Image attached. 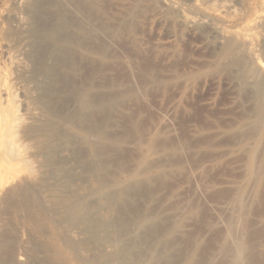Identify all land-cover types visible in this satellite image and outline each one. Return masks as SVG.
Listing matches in <instances>:
<instances>
[{"label":"bare ground","instance_id":"1","mask_svg":"<svg viewBox=\"0 0 264 264\" xmlns=\"http://www.w3.org/2000/svg\"><path fill=\"white\" fill-rule=\"evenodd\" d=\"M8 1H11L14 5V13H12V10L10 13L13 14V18L15 19L18 14L16 8L19 7L23 1L25 2V0ZM8 1L7 3L9 4ZM65 1L73 4L78 10L88 9L93 11L95 9L92 0ZM104 1L102 8L105 9L106 5L104 6V4L106 2L104 3ZM137 1L138 0H136V2ZM176 1L177 0H157L154 2L160 3L162 7H166L172 12H177L181 22L189 25L190 23H194L193 19L189 17L190 15L187 16L185 13L186 10L184 12V9L179 6ZM191 1L190 9L196 16L199 15L209 20L208 24L212 26V29L218 30L219 28L215 23L218 19L214 14L216 10L215 7V10L211 12L208 11L210 6L207 8L199 4L196 0L193 2ZM54 2L56 1L26 0L24 8H26L25 13L28 14L25 15H29L28 17H30V20L28 23L23 22V15L22 19H16L19 31H13L11 33V36L16 38L22 37L20 36L22 33L20 31L27 34V42H25L29 49L25 55L30 63V65H28L29 67H26L27 64L25 62L26 66L16 60V58L11 59V65L15 71L19 73L20 78L23 80L22 82H26V84L27 82H32L34 84L35 87L33 89H35V91H30L29 89L21 87L22 98L25 100L23 113L21 110L20 112L22 114L18 115L19 112L17 113L16 111L17 106L15 110L14 105L10 103L6 106V111L3 110L4 114L0 119V264H161L162 262H171L172 260H174L176 264H186L190 263V261L194 264L195 261H193V259L196 257V253L199 254V252H196L198 250L197 247H199L198 245H200L198 243L199 240H194L193 242L191 240L194 236H189L191 237L190 241L193 242L191 245L194 244L193 248L188 251L182 250V254L178 255V257L172 255V249L179 244L174 246L178 237L180 242V236L177 234H179L181 230L180 226L182 222L180 219L176 222L172 219L174 221L172 224H170L171 222L167 223V218H165L164 211L161 207H153V205H151L152 200L154 201V198H156V196L152 198V181L146 179L141 181L139 179L140 172L142 173L145 160L148 159V156L151 154L155 155V153L166 155V153L174 152V149H165L157 146L155 136V138H151L149 142L147 141L148 146L144 145L145 147L147 146L145 150L146 153H144L146 154L145 157H136L138 155L135 156L125 152V145L128 142H132L134 145L133 153H137L140 145L139 139L142 138L141 136L143 133L139 138V132L136 130L137 124L135 123V117L129 116L127 118L125 117L126 120H123L121 116L123 118L124 116L118 113L120 114L119 118L117 112L123 100L135 98V94L137 93L133 92L131 88H129V90L128 87L124 90L121 89L120 86L124 84L123 82L120 86L117 82H111L108 85L103 83L101 81L102 75L100 68L94 62L92 63L87 60L85 56L87 54L88 56H97L99 60L105 58L107 54L104 44L108 45L111 41H109L108 44L104 43L107 41L103 38L104 42L101 44V42H99L100 40L98 41L96 37V33L94 35L91 28H98V30L100 29L106 32L113 39L119 38L123 28L132 29L130 28L132 27V12H127L131 8H126L127 11L125 12L129 14L127 15V19L124 17L125 19L122 18V20L113 21L115 23L110 20V23H112L108 24L107 22H103V18L101 24L97 27H93L90 24L84 25L85 23L83 21L84 24L79 22L70 12V8L69 11L65 8V2L64 4H62L63 2L59 4L56 8L54 7ZM132 3L133 1L131 0L130 5H132ZM134 4L136 5V3ZM137 6L139 7V5ZM226 8V10H228V7ZM258 9L259 13H256V19L251 26L254 29L264 24V0L260 1ZM88 10L86 11L88 12ZM131 10H133V8ZM164 10L166 11V9ZM219 10L221 9L219 8ZM192 11L190 12L192 13ZM0 12H2V10ZM6 12L7 9L5 13ZM223 12L222 14H225ZM226 12L228 13V11ZM227 13L226 15H228ZM216 14L219 15L220 13ZM91 16L93 15L91 14ZM91 16L89 18L92 19L94 16ZM20 17L21 16H19V18ZM77 17L81 18L80 16ZM99 18L100 17L97 15L96 20L98 21ZM197 18L199 19L198 16ZM252 19L250 23H252ZM243 20L244 19H242V21ZM97 23L98 22H96V24ZM92 24H94V22ZM177 24H179V21ZM203 26L204 25L201 27ZM220 27L223 26L221 25ZM235 27L233 29H235ZM3 29L4 27L2 26V31ZM221 29L222 28H220L219 31H221L220 34H223L221 37L222 41L219 45V50L218 47L216 48L215 46L216 51L219 52L217 53V61L214 62L216 63L215 69H212L214 71H222V73L223 71L232 73V70H237L239 72L238 79L241 85L244 84V77L247 78V76L249 77L253 73L257 74V72H255L256 70L262 75L260 76L257 74V80L261 77L262 81H259L260 83L255 89H251L255 90V92L253 96H249V98H251L250 104L252 103L250 114L247 118L243 117L245 123H243L244 125L241 128L236 130L238 133L233 129L236 134L234 132L231 133L234 135L230 134V136L236 138L234 141L239 138L241 140L239 142L242 143L243 147L245 145H243V143H245L247 139H254L252 143L250 142L251 144L244 147L245 149L242 147L244 153H240L246 157V159L243 157L246 160V164L244 163L246 171L243 169L246 175H243L246 178L251 177L250 181L247 182H253L252 187L254 185L255 188H258V184L261 182V174L263 176L262 172H264L262 170V163L264 160V63H262V60H258V58L256 60L251 59L254 57L253 54L255 52L252 48L253 41L250 34L255 30L249 33V28L248 30L244 28L243 30L235 29L230 31H222ZM208 32L210 31L208 30ZM255 32H257V37H259L258 29ZM109 36L107 38H109ZM121 37L120 39H122ZM215 39L213 37L211 41ZM4 40L6 44L9 45L7 43L8 40ZM218 40L220 41L221 39ZM218 40H215V42H218ZM211 41H209V45L212 43ZM91 42L97 44L99 48L98 51L94 49ZM121 42H123V40ZM89 45L93 47L95 51L92 50ZM258 45H260V43H258ZM212 46H214L213 43ZM212 46L211 49H214ZM4 47L6 48V46ZM257 48L260 50L264 47ZM0 50H2V48ZM211 51L213 53V50ZM107 52H109V49ZM213 54L216 55L215 53ZM255 57L257 56L255 55ZM100 65L102 66V64ZM5 66L3 67L5 68ZM84 66L85 69L87 67L90 68L89 72L81 81L76 82L79 78L76 77L77 79L75 80V75L78 74L77 72H79L80 67L82 68ZM212 66L210 65V67ZM7 67L8 66H6V68ZM10 68L11 67H9V69ZM145 73H147V71H145ZM196 73H192V76L193 74L197 75ZM204 73L205 72L202 74L204 75ZM214 73H212V75ZM230 73L229 75L226 74L228 78H230ZM3 74L7 73L3 72ZM9 74H11L10 71ZM224 74L225 72L223 75ZM258 75L260 76L259 78ZM6 76L9 77V79L12 78L8 75ZM12 76L14 77L16 75L13 74ZM17 77L19 76H16V78ZM193 77L191 79H193ZM143 78L145 81L142 87H144V90L147 89L148 91V88L154 85V78L151 77V75L148 76V74H143ZM233 78H231L232 81ZM176 79L177 77L175 80ZM191 79L187 77V80L190 81ZM183 81H185L184 78ZM191 82L192 80L190 83ZM185 83L188 82L185 81ZM17 84L18 82L16 85ZM192 84H194V82ZM16 85L15 87H17ZM241 85L239 88L242 87ZM184 86H186V84ZM11 87L13 86L11 85ZM18 87L20 88V86ZM122 87L125 86L123 85ZM186 88L188 87L186 86ZM6 95L9 97L10 93L7 92ZM0 96L4 98V95ZM242 96L239 98H242ZM247 97L243 98L247 100ZM123 102L125 103V101ZM133 102H135V100H133ZM133 102L131 104H133ZM3 104L4 103H2V105ZM240 104L243 105L242 103ZM134 105L135 104L132 106L134 107ZM241 105H239V107H241ZM248 108L249 107L246 109L248 110ZM131 110L133 109H130L128 114H130ZM134 110L131 112L135 113ZM241 112L242 114L244 113L243 111ZM117 118L126 121L124 128H122L123 130L121 129L122 132H124L120 134V137L117 136V134H119L118 132L117 134L114 132V129L118 128ZM119 126L122 127L120 124ZM238 140L237 143L239 144ZM233 143L237 145V143ZM258 147H262L261 150H258ZM126 150L128 151V149ZM242 155L240 154V156ZM129 160H134V166L127 170L129 171V177L127 176L128 179H123L127 173L126 169L128 168L126 165ZM164 170V168L161 170L160 176L162 177H160V179L164 177ZM153 182L155 185V181ZM238 195L239 194L233 196L231 199L232 202L229 199L232 203V207L235 204H237L238 207L241 206V204H239V199L241 197L239 198L240 195ZM159 200L162 202L159 198L157 203H154V206L158 203L160 205ZM237 205L234 206L235 209ZM193 212L194 211H192V213ZM236 212H240L239 209L236 210ZM236 212L234 213L236 214ZM186 217L184 216L183 219L185 220ZM187 218H189V216ZM168 219L171 218L169 217ZM235 220L236 217L226 224L227 232H224L226 235L221 241L222 244H220L219 247L217 246V249L213 247L214 250H218L215 251L217 255L219 253L221 255L222 253L227 254V256L230 255L231 258L229 261L227 263L224 262L226 264L243 263L241 257L245 248L244 241L238 238L234 240L232 245L228 243L229 240L231 241V239H233V233L238 234V232H234L237 231L233 223ZM144 230L148 231L147 234ZM143 231L144 233H141ZM181 238L183 239L182 236ZM195 239H198V236L195 237ZM187 247H189V245H187ZM180 248H182L181 245ZM180 248H176V251ZM216 253H212L211 251L210 255H215ZM220 254L218 256H220ZM224 254L221 257H226ZM214 255H212V257ZM210 257L207 258V260L211 259L210 262H212V258ZM253 261L252 264H254ZM258 262V264L262 263H260V261ZM171 263H173V261ZM196 264L199 263L196 262ZM255 264H257V261Z\"/></svg>","mask_w":264,"mask_h":264},{"label":"rangeland","instance_id":"2","mask_svg":"<svg viewBox=\"0 0 264 264\" xmlns=\"http://www.w3.org/2000/svg\"><path fill=\"white\" fill-rule=\"evenodd\" d=\"M7 1L8 0L0 1V11L2 10V12H0V49L2 48V50H0V95H4V98L3 96H0V109L2 108L0 110V119L4 114L3 112L6 111L5 109H7L6 106L10 103H12L11 105H14L15 110L17 106L16 111L17 113L19 112L18 115L23 113L25 100L24 98H22L21 87L29 89L30 91H35V89H33L35 87L34 84L32 82H27V84L26 82H22L23 80L20 78L19 73L16 72L11 65L12 58H16V60L23 63L25 66L27 64L26 67H29L28 65H30L25 55V53L29 49L26 43L27 34L23 31H20L22 32L20 35L22 36L20 37L21 39L11 36V33L13 31H19V28H17V20L22 19V15V20H24L23 22L28 23L30 20V17H28L29 15H25L28 14L25 13L26 8H24L26 0L16 8L19 16L21 17L19 18L17 14L15 19L13 18L12 14L14 13V5L11 1H8L10 4L9 5ZM54 1H56L54 2L55 8L62 2V4H64L65 2V8L68 11L70 8V12L79 20V22H81L82 24L85 23L84 25L90 24L93 27H97L99 24H101V20H103V18V22L111 24L113 21L116 22V20H122V18L124 17L127 19V15H129L128 13L132 12V18L134 19V21L132 19V27H130L132 29L126 27L123 28L125 30L122 29V37L120 36L122 39H120V37L113 39L106 32L100 29L98 30V28H91L94 35L96 33V37L98 38V41L100 40L99 42H101V44H103L104 39L107 41L104 43L107 44L109 43V41H111V44H104L107 54L105 56V58L107 57L106 59L103 58L99 60L97 56L91 55V57L90 55L88 56V54L85 56L87 60L91 61L92 63L94 62L100 68V72L102 75L101 81L103 83L108 85L111 82H117L120 86V84H122L123 82L124 84L120 86L121 89L124 90L126 87H128V89L131 88L133 92L137 93L135 94L136 99L130 98L123 100L126 104L122 101L120 103L121 107L119 106L118 108L121 111L118 110L117 112L119 118L120 114L124 116V118L121 116V119L123 120H126V118L129 116L135 117V123L138 127L136 126V124L135 126L136 130L139 132V138L143 133L141 136L142 138H138L140 144V150L138 149V151L140 152L137 151V153H133L134 145L132 144V142H128L125 145V148L128 149L127 151L124 148L125 152L135 156L138 155L136 157H145L146 154L144 153H146L145 150L147 149L148 142L151 138H155V136L157 146L165 149H174V152L168 154L166 153V155L160 153H155V155L151 154L150 156L147 155L148 159L145 160L142 173L140 172L139 175V179L141 181H144L145 179L152 181V198H154L155 196L156 198H154V201L152 200L151 205H153V207H161V209L164 211L165 218H167V223L171 222L170 224H172L174 221H179V219L182 222V225L180 226L181 234L180 232L179 234H177L180 236V242L179 237L176 236L178 237V239L176 238L177 240L175 241L174 246H177L178 243L179 244L177 247H174L172 249V255L174 257H178V255L182 254V250L188 251L193 248L194 244H191L194 242V240H199L198 243L200 245L197 244L199 246L197 247L199 251H196L199 252V254L196 253V257L198 258L195 257L193 259V261H195L194 264H196V262L199 264H226L231 258L230 255L227 256V254L222 253V255L224 254V256L226 257H221L222 255L219 253L220 256H218L219 254L217 255V253L215 252L218 250H214V248L217 249L219 245L222 244L221 241L226 235V233L224 232H227L226 224H228L230 220H234L236 217V220L233 221V223L235 224V229L237 231L234 232H238V234L233 233V239H231V241L229 240L230 242L228 241V243L232 245L234 243V240L238 238L244 241L245 248L241 257V261L243 262L241 264H252V261L254 259L257 261V264L259 263L258 261H260V263L262 262L261 264H264V172H262L263 176L261 174V182H259L258 188H255L254 185L253 188V182H250L251 184L248 183L251 177H247V179L244 176L246 175V169L244 167V165L246 164V157L242 155V153H240L243 152L242 143L239 142L241 140L239 138V140L237 139L239 142L238 144L237 140L234 141L236 138L230 136V134L234 132L233 129H235L236 131L238 130V128H241L244 125V118H247L250 114L252 110V103L250 104L251 98H249V96H253L255 92V90L251 89H255L256 86L262 81V78L260 77L262 75H260L261 73L259 74V71L256 70L255 72L260 75H258V78H260L257 80V74L253 73L252 75H250L251 77H244V84L241 85L240 80L238 79L239 72L237 70H235L236 72L232 70V73H230L229 71H223V73L225 72V74L223 75L222 71L219 72L212 69H215L216 63L214 62L217 61V53L219 52L216 51V48L218 47L219 50V45L222 41L221 37L223 36L222 33L220 34V28H222V31H230L235 29L243 30L244 28L248 30L249 28V33H251L253 30L257 31L258 29L259 37H257V32L255 31L250 34L253 41L252 48L256 53L255 54L253 52L254 57L251 58L250 56V58L254 60L258 58V60H262V63H264V48H261L260 50L257 48L264 47V24L255 27V29L251 27L256 19V15L259 13L258 5L261 0H196L199 4L207 8L208 6H210L208 8V11L213 12L215 9L218 10L214 11V14L217 16L216 18H218L215 22L216 26L219 28L218 30L212 29V26L208 24L209 20L204 19L199 15L197 16L200 20L197 18L196 14L190 9L191 0L176 1V3L184 9V12L186 10L185 13L187 14V16L190 15L189 17L193 19L194 23H190V25L181 22L179 14L177 12H172L170 11V9L162 7L160 3L154 2L157 0H138L140 3L138 1L136 2V0H132V5H130L131 0H108V2L107 0H92L93 4L95 5V9L93 11H90L88 9L78 10L74 7L73 4L68 3L65 0ZM103 1L104 3L106 2L104 4V6L106 5L105 9L102 8ZM178 1L180 4L178 3ZM134 3H136V5ZM186 3L188 6L186 5ZM137 5H139V7ZM223 5L225 8L223 7ZM129 7L131 9L133 8L134 11L129 9ZM226 7H228V10H226ZM126 8H128L129 10L127 11ZM219 8L224 12L219 10ZM6 9L7 16L5 13ZM164 9H166V11ZM11 10L12 13H10ZM86 10H88V12ZM8 11L10 15L8 14ZM97 11L99 12V14ZM125 11H127L128 13ZM190 11H192V13ZM226 11H228V13ZM104 12L106 13V15ZM167 12L169 13V15H171L169 16ZM171 12L176 14L174 15ZM222 12L225 14H222ZM216 13L220 14L218 15ZM226 13L229 15V17L228 15H226ZM91 14L94 17L91 16ZM81 15H84L83 18ZM97 15L100 17V20L98 19V21L96 20ZM116 15L120 16L121 18ZM220 15L223 18H221ZM77 16H80L81 18ZM90 16L93 18H89ZM195 17L199 21H197ZM242 19L244 20L242 21ZM251 19L253 20L252 23H250ZM110 20L112 21L111 23ZM92 21L94 22V24H92ZM178 21L179 24H177ZM96 22L98 23L96 24ZM220 24L223 27H220ZM186 25L189 27H187ZM202 25L204 26L201 27ZM2 26L4 27L3 31ZM234 27L235 29H233ZM208 30L210 32H208ZM108 36L110 39L107 38ZM212 36L214 37V39L216 37L215 40H221H218V42H215V40L211 41V39H213ZM3 38L8 40L7 43L10 46L6 44V41ZM122 40L123 42H121ZM209 41L213 43L214 46H212V43L210 45L214 49H211ZM258 43H260L261 46L258 45ZM92 44L94 49L98 51L99 48L97 47V44ZM3 45L6 46V48ZM93 47L90 46L92 50H94ZM108 49L109 52H107ZM211 50H213V53H215L216 55H214ZM1 53L3 56L1 55ZM255 55L257 57H255ZM100 64H102V66ZM5 65L8 67L6 68ZM210 65H213L214 67H210ZM3 66H5V68ZM9 67L11 68L9 69ZM89 69L90 68L88 67L85 69V66L82 68L80 67L79 72H77L78 74L75 75L74 78L75 80L79 78L76 82L81 81L82 78L88 74ZM2 71L6 72L7 74H3ZM9 71L11 74H9ZM145 71H147V73H145ZM203 72H205L204 75L202 74ZM192 73H196L197 75L193 74V76L195 75L196 77H193ZM212 73H214L215 75H212ZM229 73L230 78H228ZM13 74L19 77H13ZM143 74H148V76L151 75V77L154 78V85H151V88L149 87L148 91L147 89L144 90V87H142L143 82L145 81V79L143 78ZM226 74L228 75L226 76ZM6 75L12 78L9 79V77H7ZM79 75H81L82 77ZM176 77L177 81L175 80ZM187 77H190V79L193 77V79H191V83V80H187ZM214 77L217 78L215 79ZM183 78L190 84L185 83V81H183ZM231 78H233V81ZM17 82L18 84L16 85ZM193 82L194 84H192ZM239 83L242 86L241 88H239ZM185 84L188 88L184 86ZM11 85L13 87H11ZM15 85L17 87H15ZM123 85L125 87H122ZM18 86H20L21 89ZM3 90L5 93L3 92ZM7 92L10 93L12 99L10 96L8 97L6 95ZM136 96L138 97V99ZM240 96H242V98H239ZM243 97H247V100ZM133 100H135L136 103L133 102ZM131 101L133 102V104L138 105H134L133 107ZM2 103H4L5 105L3 104V106ZM240 103H242L243 105H241ZM239 105H241V107H239ZM247 107H249L248 110L246 109ZM128 108L133 110L135 109V113H132L133 110H131L132 112L130 111V114H128L130 110ZM241 111L244 112V115ZM121 119L117 118L118 128L114 129V132H116V134L117 132L119 133L117 134V136L119 137L120 134H123L124 132H122V128H124V124L126 122ZM119 124L122 127H120ZM236 133L238 132L236 131ZM250 139L252 140L253 138H249L245 143H243V145L245 144L244 147H247L248 144H251L254 141V139L252 141ZM233 142L237 143V145H234ZM144 145L147 146L145 147ZM141 146L144 147L142 148ZM244 147L243 149H245ZM239 148L241 149V151ZM261 148L262 147H258V150H261ZM141 150L143 153L141 152ZM240 154L242 156H240ZM243 157H245V159ZM129 161L126 165L128 168L126 169L127 173L125 174L123 179H128L129 171L127 170L131 169L134 166V160ZM262 166V170L264 171V160ZM163 168L165 169L163 174L164 177L160 179V177H162L160 176V174ZM243 169H245V171ZM243 177L247 180H245ZM153 181H155V185ZM237 194L240 195H238L239 198L241 197L239 199V204H241V206L238 207V205L234 203L235 205H237V208L235 209V205H233L232 207L231 199ZM157 197L158 199L160 198L162 202H160L159 200L160 205L158 203L154 206V203H157ZM229 199L231 200V202ZM238 209L240 212H236V210ZM192 211H194V214L192 213ZM234 212H236V214ZM186 215L187 217L189 216V218H187ZM168 216L171 219H168ZM184 216L187 219L185 218L184 220ZM172 219H174V221ZM144 231L141 233H144ZM145 232L147 234L148 231ZM196 235L198 236V239H195V237H197ZM181 236L183 237V239L181 238ZM189 236H194V238L192 237L191 240V237ZM190 240L193 242H191ZM180 245L182 246V248H180ZM187 245H189V247H187ZM176 248H180L179 250H177L179 252L176 251ZM211 251L212 253H216V256L214 254L210 255ZM212 255L214 256L212 257ZM208 256H211L210 258H212V262H210L211 259L207 260V258H209ZM255 260L253 261L254 264L256 263ZM172 261L173 263H171ZM172 261H169L170 263L162 262L161 264H176L174 260ZM190 263L192 264L193 262L190 261Z\"/></svg>","mask_w":264,"mask_h":264}]
</instances>
